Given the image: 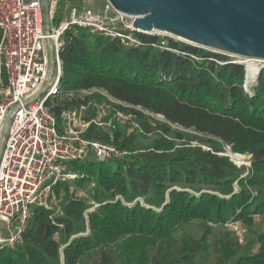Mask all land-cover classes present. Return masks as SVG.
<instances>
[{
  "label": "trees",
  "instance_id": "1",
  "mask_svg": "<svg viewBox=\"0 0 264 264\" xmlns=\"http://www.w3.org/2000/svg\"><path fill=\"white\" fill-rule=\"evenodd\" d=\"M135 35L142 44L134 47L80 26L65 30L61 88L104 89L194 134L138 112L151 141L118 127L112 141L128 154L67 162L79 176L56 183L48 207L31 208L20 237L0 247V264H264V231L253 227V217L264 218V67L250 94L243 63ZM81 101L62 92L52 109ZM88 136L110 140L94 127ZM227 149L250 155L249 165L235 164ZM236 220L247 227L244 245L226 225Z\"/></svg>",
  "mask_w": 264,
  "mask_h": 264
},
{
  "label": "built area",
  "instance_id": "2",
  "mask_svg": "<svg viewBox=\"0 0 264 264\" xmlns=\"http://www.w3.org/2000/svg\"><path fill=\"white\" fill-rule=\"evenodd\" d=\"M49 4L45 31L40 0H0V247L20 237L32 207H48L53 202L56 183L79 176L67 162L87 157L105 161L128 154L112 140L118 127L128 133L142 132L138 112L177 125L161 113L117 100L104 89L63 91L59 49L68 28L80 26L117 37L125 46H139L142 41L135 35L139 31L132 25L134 17L115 10L107 0H49ZM151 35L159 36L152 43L158 47H165L164 37H171ZM62 92L68 99L80 97L82 101L62 107L56 115L53 99ZM91 127L105 132L110 140L89 137ZM226 225L241 235L237 221Z\"/></svg>",
  "mask_w": 264,
  "mask_h": 264
},
{
  "label": "water",
  "instance_id": "3",
  "mask_svg": "<svg viewBox=\"0 0 264 264\" xmlns=\"http://www.w3.org/2000/svg\"><path fill=\"white\" fill-rule=\"evenodd\" d=\"M134 17L133 27L145 34H165L196 47L243 62V88L251 94L257 76L247 85L245 61L264 63V0H107ZM44 29H49V0H40ZM49 44V42L47 41ZM237 62V61H235ZM51 62L48 74L51 73Z\"/></svg>",
  "mask_w": 264,
  "mask_h": 264
},
{
  "label": "rangeland",
  "instance_id": "4",
  "mask_svg": "<svg viewBox=\"0 0 264 264\" xmlns=\"http://www.w3.org/2000/svg\"><path fill=\"white\" fill-rule=\"evenodd\" d=\"M104 1V0H103ZM103 1L102 0H95V3H103ZM58 8H59V6H58ZM182 41V40H181ZM230 60L231 61H237V62H243V61H241V60H239V59H237V58H230ZM246 63V66L248 65V64H250V62L248 61V62H245ZM260 63V62H259ZM261 64H264V63H260L259 65H261ZM172 127L173 128H177V129H180V130H182V131H184V132H188V133H192V134H194V132H192L189 128H184V127H179V126H177V125H172ZM121 128V130L122 131H128V129L126 130V128H124V127H120ZM129 132H134V133H137L138 134V136H137V140H138V142H140L142 145H146L147 143H149L150 141H151V139H152V137L154 136V134L153 133H150V134H144L143 132H141V131H129ZM192 143H195L196 141H191ZM224 154H227L229 157H230V159H232L233 160V162L235 163V164H237L238 166H240V165H249V161H248V157H247V155H245V154H240V153H233V152H231L229 149H227L225 152H224ZM238 158V159H237ZM240 161V162H239ZM254 218V220H253V227L255 228V229H257L258 231H264V218H262V217H253ZM238 223H239V226L241 227V229L243 230L242 231V233H241V235L239 236V235H237L238 237H239V240L241 241V243L244 245V243H245V239H246V237H247V227L243 224V222H241L240 220H236ZM228 227V226H227ZM229 228V227H228ZM230 229V228H229ZM222 230V227H214V232L216 233V234H218L219 233V231H221ZM231 231H233L232 229H230ZM245 238V239H244ZM212 240H213V236H210L209 237V241L210 242H212ZM212 261H211V258L209 259V261H208V263L210 264Z\"/></svg>",
  "mask_w": 264,
  "mask_h": 264
},
{
  "label": "bare ground",
  "instance_id": "5",
  "mask_svg": "<svg viewBox=\"0 0 264 264\" xmlns=\"http://www.w3.org/2000/svg\"><path fill=\"white\" fill-rule=\"evenodd\" d=\"M245 62H248V61H245ZM259 64H260L259 62H250V64L247 65V79H246L247 85H250L252 81L254 80L255 75L259 68Z\"/></svg>",
  "mask_w": 264,
  "mask_h": 264
}]
</instances>
